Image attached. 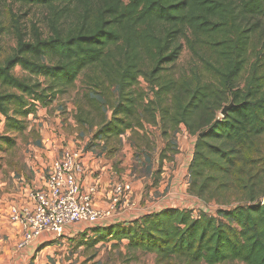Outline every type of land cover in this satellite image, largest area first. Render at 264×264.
<instances>
[{
  "label": "trees",
  "instance_id": "16d2710c",
  "mask_svg": "<svg viewBox=\"0 0 264 264\" xmlns=\"http://www.w3.org/2000/svg\"><path fill=\"white\" fill-rule=\"evenodd\" d=\"M0 2L44 8L47 29L43 36L32 24L27 34L11 15L15 43L0 61V151L82 73L73 119L93 130L86 150L97 141L110 157L126 132L148 138L149 124L165 142L161 165L162 153L179 151L180 126L195 138L186 192L214 212L164 207L98 225L92 243L125 240L127 254L152 253L158 264H264V0ZM184 46L197 65L174 77L166 72Z\"/></svg>",
  "mask_w": 264,
  "mask_h": 264
},
{
  "label": "rangeland",
  "instance_id": "374dc122",
  "mask_svg": "<svg viewBox=\"0 0 264 264\" xmlns=\"http://www.w3.org/2000/svg\"><path fill=\"white\" fill-rule=\"evenodd\" d=\"M45 12L44 8L37 6L29 7L0 2V23L5 28L0 32V61L11 52L15 43L11 28V15L14 14L19 17L20 24L27 34L31 25L35 24L41 34L46 36ZM249 59V62L253 61L252 56ZM196 65V60L184 46L179 58L166 73L177 77L178 74L188 71L190 67ZM13 73L18 77L26 76L20 66H15ZM247 73L248 66L240 76V85L243 84ZM83 75L84 73L79 75L70 91L59 96L50 106L39 107L35 115H30L26 121V130L14 134L15 144L0 151V183L4 182L12 171L40 170L42 167V176L46 175L48 164L44 163V165H47L43 167L36 159V149L43 148V135H47L49 138H46V140L50 142L52 138L60 139L62 148L71 144L76 146L74 148L83 146L80 147L83 148V152L86 150L87 144L92 139L93 130L78 126L73 119L76 96L84 90ZM39 79L42 80V78ZM139 82L141 88H145L146 84L142 78H139ZM0 119L2 120L1 117ZM182 127L184 126L182 125ZM145 128L151 130L148 138L138 132L133 134L129 132L121 138L119 151L110 155L111 171L115 177V182L129 181L132 184V200H135V206L142 208L144 212L175 206L192 209L193 214L201 209L213 213L214 204L204 205L186 192L187 163L195 141L194 136L186 137L183 142L179 141L177 154H171L170 151L162 153L165 158H163V163L160 165L159 156L165 142L159 136L157 126L146 124ZM2 130L3 125L0 122V132ZM174 137L177 139L176 136ZM174 137H172V133H169L165 139L175 141ZM96 144H98L97 141H93L90 149L98 152L100 148ZM33 179L31 175H29L28 180L24 178V188ZM3 193L5 191L0 189V210H7L8 202L1 203ZM1 212L0 264H158L155 255L152 253L137 251L133 255L127 254L125 244L122 245V243L115 247L113 246L114 243L110 241L92 243L95 236L93 230L98 224L92 226L87 224L70 225L66 228L63 236L55 237L47 242V245L57 243L61 245L60 247L47 248L41 252V249L46 246L44 245L40 247L41 249L38 247V254L31 258H8L3 254L4 250L11 245L15 247L16 241L9 238L10 226L6 220L7 212L4 213L3 211V214ZM59 248H61V251L56 250ZM172 263L176 264L174 261ZM231 264L240 263L234 262Z\"/></svg>",
  "mask_w": 264,
  "mask_h": 264
},
{
  "label": "built area",
  "instance_id": "2783aa9c",
  "mask_svg": "<svg viewBox=\"0 0 264 264\" xmlns=\"http://www.w3.org/2000/svg\"><path fill=\"white\" fill-rule=\"evenodd\" d=\"M83 160V149L64 148L47 166L42 186L27 187L26 200L8 204L6 220L17 250L38 239L43 240L40 247L47 245L53 238L63 236L70 225H96L123 209L136 207L129 181L115 182L107 204L98 207L94 200L97 184L85 187L79 181L85 171Z\"/></svg>",
  "mask_w": 264,
  "mask_h": 264
},
{
  "label": "crops",
  "instance_id": "0c3cea01",
  "mask_svg": "<svg viewBox=\"0 0 264 264\" xmlns=\"http://www.w3.org/2000/svg\"><path fill=\"white\" fill-rule=\"evenodd\" d=\"M44 134V133H42ZM53 137V135H52ZM177 143L179 147V141H182L186 137H191L189 134H187L186 130L184 127L180 126V133L177 134ZM47 135H43L42 143L43 148H37V154H36V159L39 162L40 165H43L45 167L47 164L49 165L55 158H57L62 150L61 144H60V139H55L52 138L51 142L49 140H46ZM70 147L74 148L76 146L71 145L66 146L65 148ZM83 146H79L78 149H83L80 148ZM193 147L191 149V155H192ZM190 155V158H191ZM189 158V160H190ZM84 173L83 175L79 178V181L83 186H88L90 184H97V192L94 195V200L95 203L98 207H104L107 204V201L110 197L111 194V188L113 184L115 183V177L113 176V173L111 171V158L105 156L103 153L100 154V151H95L93 149L90 150H84ZM189 162V161H188ZM44 163H47L44 165ZM188 164V163H187ZM47 165V166H48ZM46 166V167H47ZM187 174V173H186ZM29 175L33 176V180L30 181V184H26L27 186L24 188L23 186V180L24 178H27ZM44 183V177L42 176V167L40 170H31L28 171L23 170L21 172H14L12 171L9 173L7 176L6 180L4 182L0 183V189L5 191V193L2 194L1 198V203H12V202H21L26 200L25 199V190L27 187H32V188H37L42 186ZM135 203V200H132ZM7 203V206H8ZM168 207H175V206H168ZM159 210V209H158ZM2 211L1 213L3 214L7 212V210H0ZM157 211V210H155ZM149 212V211H147ZM144 212L142 208H138L137 206L134 207L133 209H124L123 211H119L116 215H114L112 218H107L104 220H101L98 225H110L113 223H118V222H128L131 221L138 216H140ZM8 224V222H7ZM10 229V227H9ZM9 238L15 241L14 234H12L9 230ZM114 243V241H110ZM122 245L126 243V241L121 242ZM43 244V240H35L31 245L28 247L17 250L13 245L9 246V248H6L4 250V253L8 258H17V259H24V258H31L35 254L37 255L38 247L40 248V245ZM56 246L60 247L61 245H58L57 243H54L53 245H46L41 249V252L47 248H56ZM57 251H61V248L56 249ZM55 250V251H56Z\"/></svg>",
  "mask_w": 264,
  "mask_h": 264
},
{
  "label": "water",
  "instance_id": "95a60500",
  "mask_svg": "<svg viewBox=\"0 0 264 264\" xmlns=\"http://www.w3.org/2000/svg\"><path fill=\"white\" fill-rule=\"evenodd\" d=\"M227 108H228V106H225V107L221 110V112H220L221 115H224V114H225ZM262 205L264 206V199H263V201H262Z\"/></svg>",
  "mask_w": 264,
  "mask_h": 264
}]
</instances>
